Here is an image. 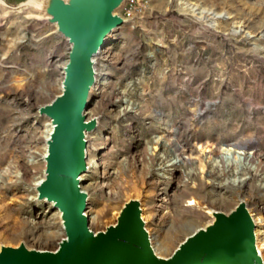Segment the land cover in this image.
Returning a JSON list of instances; mask_svg holds the SVG:
<instances>
[{
  "label": "rangeland",
  "instance_id": "374dc122",
  "mask_svg": "<svg viewBox=\"0 0 264 264\" xmlns=\"http://www.w3.org/2000/svg\"><path fill=\"white\" fill-rule=\"evenodd\" d=\"M32 1L0 0V247L54 252L66 232L36 201L51 130L40 108L63 91L70 46ZM140 1L96 58L86 113L98 129L80 186L89 228L138 200L169 258L214 211L245 202L264 256V0ZM178 154L186 165H162Z\"/></svg>",
  "mask_w": 264,
  "mask_h": 264
},
{
  "label": "water",
  "instance_id": "95a60500",
  "mask_svg": "<svg viewBox=\"0 0 264 264\" xmlns=\"http://www.w3.org/2000/svg\"><path fill=\"white\" fill-rule=\"evenodd\" d=\"M35 11L69 44L63 91L40 108L52 129L46 139L45 176L37 186V202L51 204L61 214L66 237L56 251H38L24 244L1 246L0 264H264L256 239L255 220L245 202L231 213L213 212V221L190 235L169 258L159 257L143 221L142 204L130 200L115 223L101 232L89 228L84 215L88 194L82 176L87 167L88 121L98 71L96 58L108 37L131 19L120 12L126 0H36Z\"/></svg>",
  "mask_w": 264,
  "mask_h": 264
},
{
  "label": "bare ground",
  "instance_id": "6f19581e",
  "mask_svg": "<svg viewBox=\"0 0 264 264\" xmlns=\"http://www.w3.org/2000/svg\"><path fill=\"white\" fill-rule=\"evenodd\" d=\"M33 7H35V9H36V7L38 8V7H40L41 6V4L40 3H38L36 0H33L31 3H30ZM189 10H191L192 12H194V13H198V14H203V13H205L204 11H199L200 10V8H198V7H190L189 5H188V7H187ZM197 11H199V12H197ZM211 14V13H210ZM97 71H98V69H97ZM88 120V119H87ZM50 126V125H49ZM50 129H51V127H50ZM51 132H52V129L50 130V134H51ZM49 134V135H50ZM179 150H177V151H175V154H177V152H178ZM46 155V154H45ZM148 155H150L149 153H148ZM187 162H188V160H185V159H181V155H176L172 160H170V156H167V158H165L163 161H162V165H165V167H172V166H175V165H177L178 163H182V164H184V165H186L187 164ZM83 177V176H82ZM44 178V177H43ZM42 178V179H43ZM42 179H41V181H42ZM41 181L36 185V187L37 186H39V184L41 183ZM35 187V188H36ZM37 189V188H36ZM83 192H85V191H83ZM86 193V192H85ZM262 221H264V219H262V220H258V223H261ZM151 243H152V240H151ZM258 244V243H257ZM258 246H260V244L258 245ZM257 246V248H258V251H259V253L261 254V252H260V250H262V246H260V247H258ZM154 248V247H153ZM260 249V250H259ZM154 251H155V253L157 254V253H159V250H156L155 248H154ZM158 255V254H157ZM262 255V257H264L263 256V254H261ZM159 256V255H158Z\"/></svg>",
  "mask_w": 264,
  "mask_h": 264
},
{
  "label": "built area",
  "instance_id": "2783aa9c",
  "mask_svg": "<svg viewBox=\"0 0 264 264\" xmlns=\"http://www.w3.org/2000/svg\"><path fill=\"white\" fill-rule=\"evenodd\" d=\"M144 8L143 3L140 0H126L122 8L123 19H135Z\"/></svg>",
  "mask_w": 264,
  "mask_h": 264
}]
</instances>
